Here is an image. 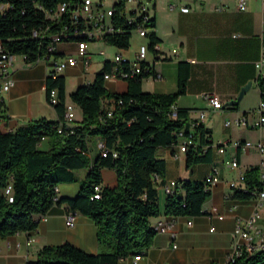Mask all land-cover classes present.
Returning <instances> with one entry per match:
<instances>
[{
	"label": "crops",
	"instance_id": "0c3cea01",
	"mask_svg": "<svg viewBox=\"0 0 264 264\" xmlns=\"http://www.w3.org/2000/svg\"><path fill=\"white\" fill-rule=\"evenodd\" d=\"M245 2L244 11L239 9V0H151L148 4L153 20L150 33H154L158 41L153 49H149L146 58L152 72L142 79V91L174 93L179 63H185L188 74L186 89L177 98L175 108L188 111L190 132L194 130L192 123L199 119V111H205V118L200 124L210 131L206 138L213 146L226 145L222 154L211 147V161L190 169L186 166L185 153L176 147L157 150L158 158L165 162V175L163 184L156 187L160 213L150 218L149 223L153 225L158 221H172L173 226L167 232L156 233L151 245L139 251V260L134 261V256H128L117 264H227L232 252L235 220L248 218L255 211L264 212V205L257 199L238 198L228 186V181L236 180L240 172L255 167L260 159L255 149L242 151L233 144L236 141L264 140V126L252 128L257 121L254 112L261 99L259 73L254 65L259 59L264 37V0ZM183 7L189 8V11L182 12ZM7 9L8 5L0 4V13ZM130 39V50L120 54L133 59L138 47L149 44L150 38L140 37L133 32ZM103 44L97 41L89 44L88 49L94 54L87 68L78 64L67 68L62 74L65 80L64 104L73 107V126L81 122L82 111L71 101L70 95L78 87L91 83L103 67V62L108 60ZM58 50L72 52L74 45H59ZM99 51H104L105 57L99 56ZM11 72L14 85L3 94L4 118L0 119V132L15 131L42 118L55 122L61 120L57 110L47 100L46 64H28L23 56L15 55ZM154 73L160 74L161 79H154ZM249 83L251 86L242 99L236 105H230ZM105 87L111 94L125 93L127 82L109 79L105 81ZM207 96H216L222 102L223 109H212ZM108 102L106 99L104 104ZM244 114H247L248 125L232 130V125H237L236 120ZM225 123L229 126L226 127ZM86 142L87 155L92 159L104 149L103 140L98 135L88 136ZM38 149L48 150L47 139L41 141ZM233 156L238 161L237 169H231L224 163ZM252 157L256 162L250 161ZM214 168L221 180L211 189L201 215L182 217L164 214V183L176 180L179 182L176 189L182 192L181 182H203ZM88 172V168L73 170L74 181L61 182L56 186L57 199L75 197ZM100 177L103 186L113 188L117 185V174L112 168H101ZM69 210L66 203H54L45 215L34 217L37 222L35 229L1 239L0 264H32L36 262L42 247L64 243L88 254H97L99 249L94 222L80 212H75L74 226L67 227L65 216Z\"/></svg>",
	"mask_w": 264,
	"mask_h": 264
},
{
	"label": "trees",
	"instance_id": "16d2710c",
	"mask_svg": "<svg viewBox=\"0 0 264 264\" xmlns=\"http://www.w3.org/2000/svg\"><path fill=\"white\" fill-rule=\"evenodd\" d=\"M65 1L68 0H0V4L8 5V9L0 13L1 46L13 55L25 56L27 63L34 62L50 34L60 33L65 26H68L66 30L71 27L67 15L58 23L45 17L44 10L53 11ZM121 7L122 3L113 18L123 32L105 40L119 49H127L135 26L120 17ZM34 32L41 35L34 36ZM149 38V48L153 49L158 40L152 32ZM184 67L185 63H179L174 93L143 92L141 81L147 74L141 73L124 80L127 82L125 93L111 94L104 80L111 66L105 63L91 83L78 87L70 95L71 101L82 111V120L62 134L58 133L57 126L65 109V80L63 76L47 78V100L50 90L57 88L59 101L53 107L61 120L42 118L15 131L0 132V240L35 229V216L45 215L54 203H66L71 211L80 212L94 222L98 253L88 254L68 243L44 246L32 264H117L120 259L147 249L156 234L149 219L160 213L156 187L163 184L165 175V162L158 158L157 150L172 146L176 133L183 130L198 143L190 146L185 154L188 169L209 163L212 158L210 147L203 149L210 144L206 138L210 131L200 124L190 132L185 109L176 108V119L170 115L177 98L185 93L188 74ZM258 87L262 97L264 78H258ZM106 99L109 102L104 104ZM2 111L0 119L4 118ZM93 135L102 138L105 156L102 151L95 159L87 155L86 138ZM43 139L48 141L47 151L38 149ZM114 152L116 157H113ZM103 167L116 171L117 185L113 188L102 185L101 197L93 199L95 186L101 184ZM84 168L89 172L78 194L57 199L56 186L74 181L72 171ZM244 180L249 189L259 186L257 166L244 172ZM9 182L13 188L12 202H8L3 193ZM181 190L175 189L172 195H166L164 214L201 215L211 190L199 181H183ZM234 194L248 199V195L240 191ZM227 264H264V250L243 254Z\"/></svg>",
	"mask_w": 264,
	"mask_h": 264
},
{
	"label": "built area",
	"instance_id": "2783aa9c",
	"mask_svg": "<svg viewBox=\"0 0 264 264\" xmlns=\"http://www.w3.org/2000/svg\"><path fill=\"white\" fill-rule=\"evenodd\" d=\"M151 0H68L57 5L53 11L44 10L45 17L55 23L59 22V19L64 15L68 16L69 30H66L65 26L60 33L50 34L44 47H41V54L38 58L31 63L35 64L43 62L47 66V78L55 79L58 76H62L67 68L75 67L80 64L84 68H87L94 53H92L88 47L89 44L96 41H102L105 44H109L105 38L117 33L123 32L119 26H116L114 22V16L117 13L118 5L122 3V7L118 11L120 17H123L127 24L134 25L133 32L138 33L140 37H149L151 26V16L149 14L148 4ZM132 5V7H129ZM239 9L244 11L246 9L245 0H239ZM182 12H188L189 8H181ZM34 36H40L41 33L34 32ZM45 34V33H44ZM43 37V36H42ZM261 44L259 59L255 62V68L257 69L258 78H264V37ZM59 45H74L72 52L59 51ZM155 46V45H154ZM115 47V46H114ZM117 48V47H116ZM149 45H140L135 53L133 59H128L120 53H115L109 60H105L103 63H109L111 71L104 75V80L118 79L126 80L128 77H134L145 73L151 74L150 65L146 63V58L149 52ZM99 56L105 57L104 51L97 52ZM13 54L5 50L0 43V110L4 108L3 94L9 91L14 85L12 78L11 66L14 59ZM23 56V55H21ZM25 60V56H23ZM26 62V61H25ZM27 63V62H26ZM154 79H161V75L154 73ZM58 89L53 88L49 92L48 103L53 106L59 101ZM212 109H223L222 102L216 96L206 97ZM121 103V102H119ZM64 114L62 121L57 126L58 133L62 134L64 130L71 131L74 122L73 107L71 105L64 106ZM257 116V121L252 125V128H260L264 126V92L254 112ZM171 118H177L176 108H171ZM206 115L205 111H199V119L192 123V127L195 128L200 125V122L204 120ZM237 126L246 127L248 125L247 114L242 115L236 120ZM228 127L229 124L225 123ZM195 145V142L191 135H186L183 130L176 133L175 143L172 145L176 147L181 153L188 151L189 147ZM226 144L213 146L212 144L205 145L203 149L213 147L217 153H224V147ZM233 146L240 148L242 151H248L255 149L259 154V162L256 165L258 168V183L259 186L249 189L244 180V173L240 172L236 180L228 181V186L235 192L240 191L242 194L248 195V198H254L259 201L261 205H264V140H258L256 142L250 141H236ZM102 156L106 155V151L102 149ZM116 153H113V157H116ZM225 165L231 169L238 168V161L236 156H233ZM157 182H160L156 177ZM219 173L216 168L212 170L203 183L206 189L211 190L217 183L220 182ZM179 186V182L176 180H170L164 183L163 189L166 195H172L175 189ZM102 184L95 186L93 199H99L101 197ZM8 202L13 201V188L9 182L3 191ZM216 211V208H213ZM76 213L69 210L65 216V225L67 227L74 226ZM222 219L221 216L218 217ZM190 224V223H189ZM173 226L172 221H158L151 225L155 233H163L169 231ZM264 250V212L255 211L248 218H237L235 220V226L233 230L232 252L228 257V262L235 258L242 256L243 254L252 255L256 252ZM141 258V254H137L133 257L134 261Z\"/></svg>",
	"mask_w": 264,
	"mask_h": 264
},
{
	"label": "rangeland",
	"instance_id": "374dc122",
	"mask_svg": "<svg viewBox=\"0 0 264 264\" xmlns=\"http://www.w3.org/2000/svg\"><path fill=\"white\" fill-rule=\"evenodd\" d=\"M129 7H132V5H129ZM98 43H101V44H103V42L102 41H97ZM104 45V48L106 49V51H107V54H108V56H109V58H108V60L109 59H111V57H113V55L115 54V53H123V54H126L127 53V51H129L130 50V48H131V45H132V41H131V39H130V46H129V48L128 49H119V48H116V47H114V46H106L105 44H103ZM241 127V129H242V127L243 126H240ZM244 128V127H243ZM236 130V129H239V126H237V125H235V124H233L232 125V130ZM250 161L252 162V163H254V162H256V159L254 158V157H252L251 159H250Z\"/></svg>",
	"mask_w": 264,
	"mask_h": 264
},
{
	"label": "water",
	"instance_id": "95a60500",
	"mask_svg": "<svg viewBox=\"0 0 264 264\" xmlns=\"http://www.w3.org/2000/svg\"><path fill=\"white\" fill-rule=\"evenodd\" d=\"M250 83L249 84H247L246 86H244L242 89H241V91H240V93H239V96H238V98L236 99V101L235 102H233V103H230V105H232V104H237L241 99H242V97H243V95L245 94V92H247L248 90H249V88H250Z\"/></svg>",
	"mask_w": 264,
	"mask_h": 264
}]
</instances>
